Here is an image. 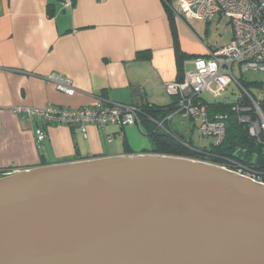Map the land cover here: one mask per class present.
Returning a JSON list of instances; mask_svg holds the SVG:
<instances>
[{"label": "water", "instance_id": "1", "mask_svg": "<svg viewBox=\"0 0 264 264\" xmlns=\"http://www.w3.org/2000/svg\"><path fill=\"white\" fill-rule=\"evenodd\" d=\"M0 264H264V186L151 154L7 174Z\"/></svg>", "mask_w": 264, "mask_h": 264}, {"label": "crops", "instance_id": "2", "mask_svg": "<svg viewBox=\"0 0 264 264\" xmlns=\"http://www.w3.org/2000/svg\"><path fill=\"white\" fill-rule=\"evenodd\" d=\"M210 25L175 14L172 25L163 0H0V171L148 154L131 151L134 126H88L86 137L78 128L46 125L14 110L169 106L166 86L181 81L192 60L231 41L211 43ZM57 77L72 82L74 96L57 90ZM39 128L47 135L41 145Z\"/></svg>", "mask_w": 264, "mask_h": 264}, {"label": "built area", "instance_id": "3", "mask_svg": "<svg viewBox=\"0 0 264 264\" xmlns=\"http://www.w3.org/2000/svg\"><path fill=\"white\" fill-rule=\"evenodd\" d=\"M71 5L73 0H65ZM174 14L183 19L199 20L206 23L217 22L227 18L233 28V37L225 46L212 51L206 57L192 60L193 69L186 72L181 81L171 82L166 92L176 103L171 114L163 121L151 119L164 131V122L171 123L175 117L193 122L199 134L204 138H214L216 143L209 151V164L232 172L240 177L264 186V99L259 100L250 91L252 86L264 92V0H171ZM246 72L260 73V84H249L236 75ZM57 90L68 96H74L76 89L72 82L57 77ZM236 85L241 94L233 104L218 106L208 103L204 94L219 100L224 95V88ZM227 89V88H226ZM225 89V90H226ZM14 113L20 117L35 116L46 125H61L78 128L88 136V126L106 129L110 125L121 128L142 125L141 105H103L94 104L80 109H64L48 106L38 110L34 108H17ZM253 142L256 151L249 157L247 149H234L231 155L222 154L230 116ZM38 144L46 141L43 128L36 131ZM110 142L112 137L107 138ZM194 150L188 144H185ZM198 161L208 163L202 159Z\"/></svg>", "mask_w": 264, "mask_h": 264}, {"label": "trees", "instance_id": "4", "mask_svg": "<svg viewBox=\"0 0 264 264\" xmlns=\"http://www.w3.org/2000/svg\"><path fill=\"white\" fill-rule=\"evenodd\" d=\"M165 3V8L170 17V20H174V12L171 7V0H163ZM173 27V26H172ZM174 36L176 38V51H177V63L180 70V67L183 63V56L180 53L178 47V41L175 29ZM182 78V77H181ZM176 103V99L172 98V104L166 107H159L149 104L142 103V122L143 125L146 126V133L149 138V143L151 144L150 151L144 150V153H148L151 155H165V156H175V157H183L194 159V152L185 144L192 145L191 142H187L184 136L180 134H176L173 132H164L161 131V128L155 124L151 119L160 122H163L172 112L174 105ZM218 106H227L225 103H219ZM151 118V119H148ZM164 123H168L165 121ZM164 125V124H163ZM192 147V146H191ZM247 149L249 157H251L256 151V148L253 145L251 139L245 133V129L240 127L236 122V119L233 115L230 116L228 123V135L226 137L224 146L222 148V154L231 155V151L234 149ZM252 154V155H251ZM211 161V159H210ZM7 172L0 171V178L6 176Z\"/></svg>", "mask_w": 264, "mask_h": 264}, {"label": "rangeland", "instance_id": "5", "mask_svg": "<svg viewBox=\"0 0 264 264\" xmlns=\"http://www.w3.org/2000/svg\"><path fill=\"white\" fill-rule=\"evenodd\" d=\"M209 24L211 25L208 27V33H209L208 39L211 43L215 44L217 42L221 44L224 42H228L233 37V28L231 24H229L227 18H223L219 27L214 25V22ZM236 75L239 79L244 80L249 84H260L262 82V76L260 73L246 72L243 74V76H241L236 70ZM250 91L259 100L264 99V92L259 90L257 87L252 86L250 88ZM240 94H241V90L235 84L234 85L232 84L229 87L227 86L224 88V95L221 99L214 100V98L209 94H204V98L207 100L208 103L223 102L229 105V104H233ZM167 95H168V100L167 103H165L164 105L170 103L172 99L168 93ZM194 125L195 124L193 122L187 119H182L181 117H175L171 123H164L163 126L170 133H171L170 126H172L174 130L177 129L178 132H181L180 135L184 136L187 142H191L192 144L191 146L195 150L209 151L211 149V146L216 143V139L201 137L198 129L200 122H197L195 127ZM133 126L135 131H133L132 133L128 132V138L131 143V151L134 154L141 153L144 150L150 151L152 146L149 143V138L146 133L147 131L146 126H144L143 124L141 127H139L138 125H133ZM127 130L129 129L127 128ZM161 131H164L163 128L161 129ZM122 151H125V149H123Z\"/></svg>", "mask_w": 264, "mask_h": 264}, {"label": "flooded vegetation", "instance_id": "6", "mask_svg": "<svg viewBox=\"0 0 264 264\" xmlns=\"http://www.w3.org/2000/svg\"><path fill=\"white\" fill-rule=\"evenodd\" d=\"M169 123V122H168ZM170 131H171V129H170ZM192 150V149H191ZM193 151V150H192ZM194 152V151H193ZM194 154H195V156H194V159H196V160H199V159H202V160H204V161H207L208 163L209 162H211L210 161V159H211V156H210V154H208V153H206V155H198V154H196L195 152H194Z\"/></svg>", "mask_w": 264, "mask_h": 264}]
</instances>
